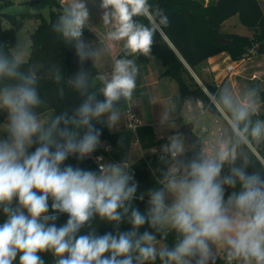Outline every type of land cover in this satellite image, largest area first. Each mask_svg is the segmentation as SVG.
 I'll use <instances>...</instances> for the list:
<instances>
[{
    "label": "clouds",
    "instance_id": "1",
    "mask_svg": "<svg viewBox=\"0 0 264 264\" xmlns=\"http://www.w3.org/2000/svg\"><path fill=\"white\" fill-rule=\"evenodd\" d=\"M99 7L108 29L104 48L83 39L89 22L84 0H69L52 25L81 66L67 78L83 98L71 112L42 120L37 109L46 104L38 91L44 64L31 61L23 40L12 47L0 43V110L8 113L0 126L8 133L0 139V209L6 216L0 223V264H14L18 254L19 264H44L38 255L44 252L55 264H154L157 258L161 264H216L219 253L225 264H264V119H253L259 112L256 89L240 99L221 90L215 107L228 130L212 135L191 158H185L189 137L180 131L167 137L159 155L167 167L160 186L147 193L145 213L132 206L144 196L137 197L127 160L102 164L98 171L61 167L70 156L82 161L100 146L102 130L94 122L110 130L119 124L120 102L132 101L140 74L129 57L150 56L155 34L170 24L149 0H101ZM117 44L123 55L113 59L110 72L93 75L83 67L89 60L95 67ZM46 76L58 84L65 79L57 64ZM201 131L209 130L201 125ZM33 145L38 146L29 152ZM225 186L233 189L227 199ZM55 213H66V224L57 227ZM125 217L131 230L115 235H97L92 226L99 218L118 229ZM145 224L154 232L140 233ZM85 226L88 234L78 235ZM169 234L175 235L171 248L162 244Z\"/></svg>",
    "mask_w": 264,
    "mask_h": 264
},
{
    "label": "trees",
    "instance_id": "2",
    "mask_svg": "<svg viewBox=\"0 0 264 264\" xmlns=\"http://www.w3.org/2000/svg\"><path fill=\"white\" fill-rule=\"evenodd\" d=\"M38 8L40 9L45 2H49L54 6L51 11V18L47 20L41 17L40 11L31 13L30 16H37L41 18L38 26L31 33L32 45L30 52V59L32 62H40L44 64L45 69L42 70L44 79L41 80L39 86V94L46 101V104L37 109L38 114L51 111L48 119L54 115L66 111L69 112L82 102V97L75 92L67 83V78L73 76L81 67L78 58L75 55V49L68 44H65L63 39L52 30V25L62 14L64 5L59 0H38ZM153 7L163 9L165 15L168 16L170 24L168 27H163L154 36V44L152 47V56L158 57L163 64V76L175 79L180 88V97L183 101L188 96H195L202 100L205 106L217 114L221 113L217 108L211 107V97L204 89L201 81L195 75L201 77L203 84L218 100L221 92V86L206 79L205 70L208 67L207 60L209 57L219 54L223 51H229L233 60H240L248 56L251 51L264 53V7L261 0H149ZM238 15L241 23L251 29V35L232 36L231 43H222L220 38L225 36L222 32L223 23L230 17ZM8 18L12 22L11 27L3 25L4 19ZM143 23L148 21L143 18H137ZM20 25V21L15 15L5 13L1 10L0 2V43H7L11 47L15 41V30ZM84 31L89 30L85 27ZM120 51L118 56H122ZM130 58V57H129ZM142 62H147L149 56H138ZM52 64H57L65 79L59 84L54 80L47 78L46 69ZM83 67L91 71L93 75L100 72L97 66L93 67L92 61H86ZM100 87L97 81H94V90ZM61 90L63 95L60 94ZM264 96V93H262ZM98 99H103L102 95H98ZM128 102L121 101L119 107L121 110H126ZM264 119V114H257L253 119ZM4 121V116L0 112V125ZM96 127L102 130L100 137L101 144L98 148L84 160H78L75 156H70L64 164L80 167L84 170L98 171V165L95 156L102 154L105 157L112 154L114 158L120 161L126 160L128 156L129 144L131 142L132 133L126 129L119 132H111L109 128L103 123H96ZM140 142L144 148H153L162 139H158L154 128L151 125H141L138 130ZM8 134L6 136L7 139ZM103 142L112 144L114 150L107 151L102 145ZM38 145H33L31 151H35ZM204 147L202 141L193 131V149L189 148L185 158H191L195 151H200ZM54 150V149H53ZM264 151V150H262ZM160 152H154L138 158L136 161L130 163L131 171L134 173L135 181L138 183L137 197L143 194L144 199L136 198L132 201V206L138 208L141 213H145L148 207V191L159 187L157 181L161 178L163 170L167 164L159 159ZM252 171L251 168L248 169ZM227 173V167L224 169ZM240 186L237 185L236 190L239 191ZM233 191L232 188L225 186V199ZM18 201L14 199L13 207L17 205ZM51 200H49V206ZM49 214H53V210L49 207ZM58 219L54 222L57 227L66 224L68 215L66 213H55ZM6 219L2 209H0V223ZM51 223V222H50ZM92 226L96 230L97 235H103L106 232H112L113 235L117 231H129L132 225L127 222L125 217L117 229L113 224L95 218L92 221ZM145 230L154 232L148 224L141 226L140 233ZM90 229L85 226L81 229L78 235H86ZM157 239L160 240V234H156ZM169 248L175 244V235L169 234L167 240L164 241ZM44 260V264H55V258L50 252L38 253ZM105 255H109L106 253ZM224 259L217 258L216 264H224ZM14 264H19V254L17 255ZM154 264H161L159 258Z\"/></svg>",
    "mask_w": 264,
    "mask_h": 264
},
{
    "label": "rangeland",
    "instance_id": "3",
    "mask_svg": "<svg viewBox=\"0 0 264 264\" xmlns=\"http://www.w3.org/2000/svg\"><path fill=\"white\" fill-rule=\"evenodd\" d=\"M37 1L38 0H0L1 10L5 13L15 15L20 21V25L15 30V41L12 46H14L17 40H23L29 56L32 45L31 33L41 20V18L37 16H30V14L40 11L42 14L41 17L50 20L51 11L54 8L52 4L45 2L39 9L37 7ZM59 1L64 6L69 2V0ZM84 2L89 10V22L91 27L98 30L101 33L100 35L104 37L108 29L96 19L99 17L102 20L103 10L99 7L101 0H84ZM261 3L264 7V0H261ZM3 25L8 28L13 24L11 20L6 18L3 21ZM88 25L86 28H88V32H90L91 29ZM222 32L226 34L223 37L227 39H233L232 36L235 34H252L251 29L241 23L238 15L230 17L223 23ZM83 39L98 48H103L102 44L97 43L96 40H92L84 30ZM154 59L158 58L155 57ZM109 60L106 54L97 64L100 72H107L108 69H111L112 61ZM207 65L208 67L204 75L206 79L217 85H222L221 90L228 89L237 99L243 98L250 89H256L259 103L258 113L264 114V96L262 95V93H264V53L251 51V53L243 59L233 60L229 51H223L219 53L218 57L207 62ZM148 68L150 69V73L156 70L154 66ZM194 75L201 81L209 96L212 95L203 84L201 77L196 74ZM160 78V83L152 86H144V96L150 99H145L143 95H138L136 96V102L132 103L140 123H143V125H151L156 132L157 138L163 140L153 148H143V156L151 152H160L161 145L167 143V137L180 131L181 126L185 123H190L192 125L193 131L202 141L206 140L209 135H215L217 132H227L226 121L221 115L209 108L205 113H202V108L198 106L195 96H188L182 101L178 82L175 79L163 76V73H160ZM214 99L217 101L215 97ZM215 101H212L211 107L215 106ZM0 112L4 116V121L0 125L2 126L7 123L8 113L4 110H0ZM122 113L121 121L114 129H109L110 131L115 132L118 126H121L120 129H124L127 122L126 110H122ZM166 113L168 114L167 120L162 123V118ZM50 114L51 111H47L39 116L42 120H48ZM216 119L219 120V122H216ZM201 125L207 126L209 131L207 133L202 132ZM218 127H221V130H219ZM7 134V132H0V139L6 138ZM131 150V157H126V160L129 162L130 160L134 162L142 157L141 150L138 146H134ZM29 152H32L31 148ZM113 162L114 161L108 157L103 161L104 164ZM163 243L164 241H162V244ZM218 258L223 259L222 253L218 254Z\"/></svg>",
    "mask_w": 264,
    "mask_h": 264
},
{
    "label": "crops",
    "instance_id": "4",
    "mask_svg": "<svg viewBox=\"0 0 264 264\" xmlns=\"http://www.w3.org/2000/svg\"><path fill=\"white\" fill-rule=\"evenodd\" d=\"M95 17V16H94ZM96 18V17H95ZM99 23H102V20L98 17L96 18ZM89 25L88 27L91 29L90 32H87L86 34L89 35V37L92 39V40H96L97 43H100L103 45V48L106 46V42L104 40V37H102L100 34V32L98 30H96L95 28H92L91 27V24L90 22H88ZM95 26V25H94ZM99 38V39H98ZM121 51V46L120 45H114L110 52L107 54V58L110 59L109 61H113V59L115 57L118 56L119 52ZM219 54H216V55H213L211 57H209V59L207 60V62H209L210 60H212L213 58L215 57H218ZM156 56H152L150 55L149 56V59L147 60V62H142L141 60H139L137 57H130L132 59H136V63L137 65L139 66L140 68V74L137 78V89L136 91L134 92V95H133V99H132V103L133 102H136V96L138 95H145V92H144V86H152L154 84H157V83H160V73H163V70H164V67H163V64H162V61L158 58V59H154ZM97 66V65H96ZM150 66H154L155 67V72H152L150 73V69L148 67ZM98 67V66H97ZM111 69H108L107 72H110ZM195 74V72H194ZM98 82V81H97ZM99 83V82H98ZM100 85V84H99ZM145 97V96H144ZM145 99H150V98H146ZM45 113V112H43ZM41 113V114H43ZM41 114H38V115H41ZM141 125H143V123H141ZM121 126H118V129L115 131V132H119V131H124L126 130V126L124 127V129H120ZM111 132H114V131H111ZM213 135V134H212ZM212 135H209L207 137V139H211V136ZM205 141V140H204ZM134 146H138L140 148V146L137 144V143H133V144H129V149H128V157L130 158L131 157V153H132V148ZM144 148V147H143ZM111 150H114L115 151V148L114 146L112 145V149ZM155 150V149H154ZM151 153H154V152H151ZM110 156H108V158L112 159L114 162L115 161H120L116 158L113 157L112 154H109ZM143 156V154H142ZM145 156V155H144ZM127 157V158H128ZM107 158V157H105ZM121 162V161H120ZM130 163H131V160H130Z\"/></svg>",
    "mask_w": 264,
    "mask_h": 264
},
{
    "label": "built area",
    "instance_id": "5",
    "mask_svg": "<svg viewBox=\"0 0 264 264\" xmlns=\"http://www.w3.org/2000/svg\"><path fill=\"white\" fill-rule=\"evenodd\" d=\"M211 97V100L212 101H215L214 99V96L210 95ZM197 103H198V106H200L202 108V113H205L206 110L208 109V106H205L202 102V100H200L199 98H197ZM126 113H127V122H126V126L128 130L131 131L132 133V137H131V144L133 143H137L139 146H140V150H141V153L143 154V146L140 142V139H139V136H138V130H139V127L141 126V123L139 121V118H138V115L135 111V109L133 108L132 106V102H128V105H127V108H126ZM216 122H219V120L216 119ZM219 130H221V127H218ZM210 139H206L204 141V147L208 144ZM102 145L105 147V149L107 151H111L112 149V144L108 143V142H103ZM203 147V148H204ZM105 159V156L102 155V154H98L95 156V160L97 162V165H98V169L100 167V165L104 164L103 161ZM128 161V160H127ZM115 162H120V161H115ZM129 162V161H128ZM130 164V162H129ZM225 264V262H224Z\"/></svg>",
    "mask_w": 264,
    "mask_h": 264
},
{
    "label": "water",
    "instance_id": "6",
    "mask_svg": "<svg viewBox=\"0 0 264 264\" xmlns=\"http://www.w3.org/2000/svg\"><path fill=\"white\" fill-rule=\"evenodd\" d=\"M220 42L222 43H231L232 39H227L224 37L220 38ZM180 132H182L185 136L189 137V140L191 142V146L189 147L191 150L193 149V129L192 125L190 123H185L181 126Z\"/></svg>",
    "mask_w": 264,
    "mask_h": 264
}]
</instances>
